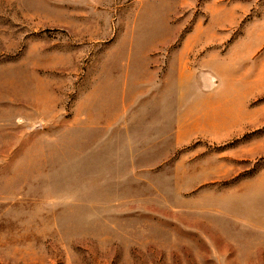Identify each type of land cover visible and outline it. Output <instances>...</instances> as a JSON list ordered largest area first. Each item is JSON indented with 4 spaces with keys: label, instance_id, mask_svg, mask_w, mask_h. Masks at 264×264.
Here are the masks:
<instances>
[{
    "label": "rangeland",
    "instance_id": "obj_1",
    "mask_svg": "<svg viewBox=\"0 0 264 264\" xmlns=\"http://www.w3.org/2000/svg\"><path fill=\"white\" fill-rule=\"evenodd\" d=\"M0 264H264V0H0Z\"/></svg>",
    "mask_w": 264,
    "mask_h": 264
}]
</instances>
